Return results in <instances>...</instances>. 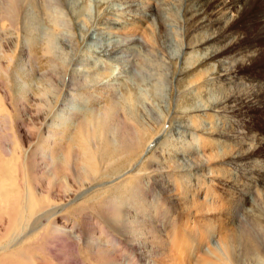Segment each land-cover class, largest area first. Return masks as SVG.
<instances>
[{
    "label": "rangeland",
    "instance_id": "rangeland-1",
    "mask_svg": "<svg viewBox=\"0 0 264 264\" xmlns=\"http://www.w3.org/2000/svg\"><path fill=\"white\" fill-rule=\"evenodd\" d=\"M248 4L201 28L199 0H61L56 57L42 7L31 34L4 23L0 153L15 152L0 159L8 190L43 191L17 264H199L227 240L232 264H264V0ZM105 137L119 152L104 156ZM249 239L261 256L244 257Z\"/></svg>",
    "mask_w": 264,
    "mask_h": 264
},
{
    "label": "bare ground",
    "instance_id": "bare-ground-1",
    "mask_svg": "<svg viewBox=\"0 0 264 264\" xmlns=\"http://www.w3.org/2000/svg\"><path fill=\"white\" fill-rule=\"evenodd\" d=\"M227 0H199V2H202V5L200 7V9L197 10V12L195 14L197 17V23H199L201 25V28L212 25L214 23L221 24L223 21H226L227 19V15H229L231 12H235L236 17H238V14L240 13H244L247 12L249 9V2L251 0H243L242 3V7L241 9L237 7V2L238 0H231L230 2H226ZM258 2V1H257ZM201 4V3H200ZM43 8V10L45 11L44 14L48 15L51 27H49V31H48V39L47 41H45V46L46 49H44V51H49L50 53H52V55H54L55 57L57 56V51L58 49L56 48V37H57V31H60V29L62 30L63 28H68L70 27V24L68 22H66V20L63 17V13L61 12V0H0V36H2L3 31L6 29L4 28V23L9 22L10 25L13 28H16L17 26L22 25V27L24 28V30L28 33L31 34L34 32V29L36 28L35 24L33 23V13H34V9L35 8ZM41 10V9H40ZM38 13V12H37ZM42 13V12H41ZM60 13H62V15L60 16ZM39 15V14H38ZM244 15V14H243ZM264 19V18H263ZM262 21V20H261ZM207 22V24H205ZM230 24V22H229ZM263 24V23H262ZM199 25V26H200ZM7 26V25H6ZM261 30V29H260ZM223 31V30H222ZM217 35V31L213 32V34L210 36L211 41H213L215 39ZM209 39V40H210ZM192 43V42H191ZM226 46V45H225ZM227 48V47H226ZM0 49H1V44H0ZM193 49V48H192ZM195 49V48H194ZM217 51V50H216ZM226 52L225 48H220L217 52L216 55L217 56H221L223 55V53ZM57 53V54H56ZM250 54V53H249ZM209 55V54H208ZM248 55V54H247ZM245 56V55H244ZM191 57V56H190ZM250 57V56H249ZM252 57V56H251ZM193 58V56L191 57ZM190 58V59H191ZM221 58V57H220ZM217 59V58H216ZM219 60V59H218ZM193 61V60H192ZM191 63V62H190ZM227 63V62H225ZM84 64V63H83ZM82 65V64H81ZM84 66V65H83ZM1 67V65H0ZM76 81V80H75ZM86 83V81H85ZM124 87V86H123ZM119 90V88H118ZM121 90V89H120ZM226 95V94H225ZM227 96V95H226ZM128 105H130V109H131V103L134 102L132 97H127L126 101H125ZM135 105V104H134ZM2 102L0 100V110L3 109L2 108ZM75 109H79L76 106H74ZM73 110V109H72ZM111 111V109H108V111ZM126 110V109H125ZM129 110V109H128ZM71 111V110H70ZM72 112V111H71ZM105 113V112H104ZM107 114V112H106ZM126 114V113H125ZM90 115V113H89ZM88 115V116H89ZM113 115V113H109L106 115V118L111 117ZM135 116L132 110V117ZM92 119L91 121H101L102 119L99 116L98 119L95 118V112L92 113ZM103 117V115H102ZM113 117V116H112ZM115 117V116H114ZM87 118V117H86ZM105 118V117H104ZM90 120V119H89ZM88 119L86 120V123H90L91 121H89ZM131 120V119H130ZM137 121V120H136ZM85 122V121H84ZM95 123V122H94ZM104 123V122H102ZM107 123V122H105ZM110 124H112V122L109 121ZM86 124V125H87ZM96 124H99L96 122ZM107 125V124H106ZM122 125V124H120ZM131 125V124H130ZM81 126V125H80ZM97 126V125H96ZM132 126V125H131ZM134 126V125H133ZM111 127V125H110ZM116 127V126H114ZM118 127V126H117ZM123 127V125H122ZM92 128V127H91ZM9 129V128H8ZM111 129V128H110ZM117 129V128H115ZM146 129V128H145ZM148 129V128H147ZM90 131V130H89ZM143 131V130H142ZM93 132V131H92ZM116 132V131H115ZM139 132V131H138ZM122 133V132H121ZM149 133V132H148ZM107 134V133H106ZM110 134V133H109ZM132 134V133H130ZM140 134V133H139ZM86 135V133H85ZM83 136V135H82ZM113 136V135H112ZM129 136V135H126ZM86 137V136H85ZM153 138V137H151ZM86 140V139H84ZM131 140V139H130ZM103 143H104V148L106 150H104L105 152L103 153L104 156H110L113 154H116L117 152H119V149L117 148L116 144L117 141L111 137H105L102 139ZM139 141V140H138ZM153 141V139H152ZM16 142V141H15ZM71 142V141H70ZM132 142V141H131ZM151 142V140H150ZM92 143V142H91ZM149 143V142H148ZM84 144V143H83ZM84 149V148H83ZM16 150V147L15 149ZM91 150V149H90ZM82 151V150H81ZM92 151V150H91ZM15 152V151H14ZM14 152L10 149H6V152L1 151L0 156H8V155H13ZM17 153V152H16ZM130 153L128 151H123L120 156L121 157H128V156H124V155H129ZM68 155V153H67ZM15 156V155H14ZM13 156V157H14ZM96 156V155H95ZM75 157V156H74ZM2 158V157H1ZM6 158V157H5ZM7 159V158H6ZM25 159V158H24ZM59 159V158H58ZM62 159V158H61ZM11 160L15 163V158H11ZM22 160V159H21ZM10 161V159L8 160H4L3 158L0 159V211H4L6 215L9 216V221L7 224L8 227H5V229H11L12 232L14 233L13 235L16 234V236L12 239V237L10 239V241H8L9 239H6V236H4L5 238L3 242L4 246H0V251L3 253L1 254L0 252V264H17V259L15 258V256L18 254L19 256L21 254H24L23 250H21V247H17L20 246L21 244H23V241L25 240V238H28L27 236H30V234H27L26 236L21 237L20 239H18L17 237L22 235L23 232L20 231V234L17 233L18 228L19 227H24V224H28L32 221L34 215L37 213L38 210L41 211L42 207V197H43V191H36V189H34V191L32 190V187L30 186L32 183V179H29V184H28V189H27V193L26 194H22L21 191H17L18 187H14L16 189V191L14 192V190L10 191L8 189L12 188L13 185H16L17 182L19 181L17 178V175L15 174V172H10V165L8 162ZM59 161V160H58ZM64 161V159H63ZM69 161V160H68ZM65 162V161H64ZM98 162V161H97ZM135 162V161H134ZM20 163V162H19ZM66 163V162H65ZM67 164V163H66ZM136 165V164H135ZM105 166V165H104ZM27 167V166H26ZM70 167V166H69ZM49 168V167H48ZM59 168V167H58ZM115 168V167H111ZM133 168V167H132ZM84 171V177L85 178H90L92 179L93 176L95 175L97 169L96 166L93 165V163L88 164V166L85 168V166L82 168ZM110 169V168H108ZM59 170V169H56ZM99 170V169H98ZM115 170V169H114ZM54 171V170H53ZM67 171V170H66ZM105 171V170H104ZM56 172V171H55ZM115 172V171H114ZM55 173H53L54 175ZM60 173H58L59 176ZM83 174V173H82ZM16 175V176H15ZM64 175V174H63ZM68 175V173H67ZM75 175V174H73ZM145 175V174H144ZM26 176L29 177V175L26 174ZM55 176H57V174H55ZM57 176V177H58ZM66 176V175H65ZM65 176H62L63 179H65ZM72 176V175H71ZM113 176V175H111ZM56 177V178H57ZM68 178V176H66ZM75 178V176H73ZM121 177V176H120ZM44 179V178H43ZM100 179V178H99ZM103 179V178H102ZM56 180V179H55ZM62 180V179H61ZM67 180V179H66ZM76 180V179H73ZM90 181V180H89ZM107 181V180H106ZM46 182V181H45ZM75 182V181H74ZM77 182V181H76ZM101 182V181H100ZM84 183V182H82ZM91 183V182H90ZM89 188H91V184ZM109 183V182H108ZM81 184V183H80ZM85 184V183H84ZM113 184V183H112ZM33 185V184H32ZM111 185V184H110ZM83 186V184H82ZM8 187V188H7ZM68 187V186H67ZM66 187V189H67ZM72 188V187H71ZM94 188V187H93ZM109 188V187H108ZM72 190V189H70ZM107 192V191H106ZM105 192V193H106ZM90 194V193H89ZM83 196V195H82ZM86 196V195H85ZM84 196V197H85ZM88 196V195H87ZM47 197V196H46ZM50 201V199H49ZM61 204V203H60ZM51 205V204H50ZM55 206V205H54ZM58 206V205H56ZM50 209V208H49ZM65 209V208H64ZM58 210V209H57ZM49 210H45L44 213H46L48 215ZM60 212V211H59ZM1 213V212H0ZM56 214V213H55ZM52 217V216H51ZM54 218V217H53ZM55 221V220H54ZM50 222V221H49ZM3 223V222H2ZM34 223V222H33ZM38 222H35L34 224L37 226ZM26 224V225H27ZM53 224V223H52ZM54 225V224H53ZM26 227V226H25ZM25 230V228H23ZM37 229V228H36ZM57 229V228H56ZM35 230V226H33V229L30 231H34ZM59 230L63 231V228H59ZM58 230V232H59ZM57 232V230H56ZM64 232V231H63ZM10 235V234H9ZM18 235V236H17ZM3 237V236H2ZM242 239V236L240 237ZM3 239H0V244H2ZM29 240V239H28ZM8 241V243H7ZM26 241V240H25ZM228 241V242H227ZM224 243V246L222 249V255L218 256L220 254H218L217 256L214 257V260L211 259V261L208 262V259L206 260V262H204L203 260H198L199 264H232V245H233V241H229L227 240ZM221 242V241H220ZM239 240L236 241V243H238ZM5 243H7L5 245ZM26 243V242H25ZM27 245V244H26ZM222 245V244H221ZM27 247V246H26ZM141 247V246H140ZM244 248H246V255H244V257L248 258V256H254V255H259V251H261V246L259 245L258 242L250 240L246 242V244L244 245ZM148 249V248H147ZM216 252V251H215ZM220 252V251H219ZM213 253V252H212ZM210 253V254H212ZM214 254V253H213ZM217 254V253H216ZM205 255V254H204ZM261 256V255H259ZM26 258V257H25ZM205 258H208L205 256ZM30 260V259H29ZM240 260V259H239ZM201 261V262H200ZM237 261V260H236ZM243 261V260H242ZM220 262V263H219ZM235 262V261H234ZM32 263V262H31Z\"/></svg>",
    "mask_w": 264,
    "mask_h": 264
}]
</instances>
